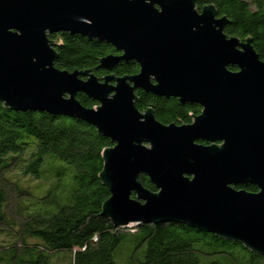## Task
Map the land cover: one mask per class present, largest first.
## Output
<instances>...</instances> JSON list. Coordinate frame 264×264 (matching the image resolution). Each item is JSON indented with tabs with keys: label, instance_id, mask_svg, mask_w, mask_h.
I'll return each mask as SVG.
<instances>
[{
	"label": "water",
	"instance_id": "water-1",
	"mask_svg": "<svg viewBox=\"0 0 264 264\" xmlns=\"http://www.w3.org/2000/svg\"><path fill=\"white\" fill-rule=\"evenodd\" d=\"M195 5L0 0V102L77 119L114 143L99 176L110 195L102 217L114 226L176 222L264 256V61L250 40L224 33L227 18L213 6ZM62 32L114 48L118 55L100 59L99 70L135 61L138 74L99 79L56 69L49 35ZM137 90L201 112L190 124L164 125L151 109H136ZM77 94L98 105L83 107ZM243 184L257 193L236 191Z\"/></svg>",
	"mask_w": 264,
	"mask_h": 264
},
{
	"label": "trees",
	"instance_id": "trees-1",
	"mask_svg": "<svg viewBox=\"0 0 264 264\" xmlns=\"http://www.w3.org/2000/svg\"><path fill=\"white\" fill-rule=\"evenodd\" d=\"M204 5L227 18L228 37L250 40L264 61V0H196L198 10ZM49 39L58 70H88L99 79L139 72L135 61H120L111 72L99 70L100 59L118 55L104 42L63 32ZM135 95L136 109H151L164 125L190 124L201 112L200 106L174 98L140 90ZM76 98L85 108L98 105L83 94ZM113 144L77 119L15 112L0 102V264H117L114 257L120 256L124 243L132 249L125 260L119 258L123 264H264V256L241 244L183 224L121 227L102 217L110 196L99 179L102 153ZM24 178L34 183L26 185ZM139 180L147 190L156 191L146 176ZM39 187L44 189L42 196L34 194ZM236 189L258 191L250 184ZM44 205L52 206L53 212L37 208Z\"/></svg>",
	"mask_w": 264,
	"mask_h": 264
},
{
	"label": "rangeland",
	"instance_id": "rangeland-1",
	"mask_svg": "<svg viewBox=\"0 0 264 264\" xmlns=\"http://www.w3.org/2000/svg\"><path fill=\"white\" fill-rule=\"evenodd\" d=\"M66 182H68V184H69V180L66 178V179H64ZM22 182L24 183V184H28V185H32L34 182L33 181H31L30 183L26 180V178H24V179H22ZM236 191H238V192H241L242 190H236ZM43 193H44V189L43 188H37V189H35L34 190V194L36 195V196H42L43 195ZM247 193H249V194H253V193H250V192H247ZM257 193V192H256ZM37 208L39 209V210H42V211H52L53 212V207L52 206H48V205H44V206H37ZM131 249H132V247H131V245H129V244H127V243H124L123 244V246H122V253L120 254V256L119 257H117V255L114 257V259H115V261H116V263L117 264H123L120 260H119V258H122V259H126L127 258V256H129V254H130V251H131Z\"/></svg>",
	"mask_w": 264,
	"mask_h": 264
},
{
	"label": "flooded vegetation",
	"instance_id": "flooded-vegetation-1",
	"mask_svg": "<svg viewBox=\"0 0 264 264\" xmlns=\"http://www.w3.org/2000/svg\"><path fill=\"white\" fill-rule=\"evenodd\" d=\"M203 144V143H202ZM203 145H205V144H203Z\"/></svg>",
	"mask_w": 264,
	"mask_h": 264
}]
</instances>
